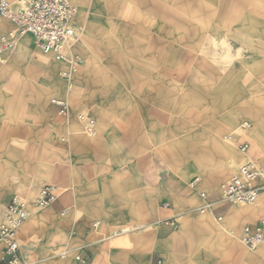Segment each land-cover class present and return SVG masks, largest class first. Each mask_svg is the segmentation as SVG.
<instances>
[{"label":"rangeland","instance_id":"374dc122","mask_svg":"<svg viewBox=\"0 0 264 264\" xmlns=\"http://www.w3.org/2000/svg\"><path fill=\"white\" fill-rule=\"evenodd\" d=\"M74 3L79 9L75 22L80 40L85 28L81 51H74L84 57L86 76L77 79L73 89L68 90L59 79L57 66H51L52 78L67 89L64 100L72 112L70 120L62 118L58 106L51 102L54 92L38 104L36 88H46L49 82L32 64L41 58L53 60L35 51L29 39L20 41H26L25 49H16L5 63H0V88L8 95L12 114L0 117V219L3 206L15 194L33 204L34 182L56 184L65 194L71 192L67 191L71 186L57 182V177L62 174L61 169L70 171L72 165L80 164L81 170L89 168V157L69 159L74 148L80 154L84 152V140L91 143L101 137L100 150L108 157L103 161L104 169L113 168L112 152L107 151L106 145L108 148L122 141L120 136L109 137L111 132L118 135L124 130L112 127L113 121L122 119L139 122L136 140L130 136L123 143L139 149L138 163L143 166L146 180L162 188L160 199L154 201L158 210L175 209L177 200L182 204L176 210L177 218L198 211L188 207L190 195L177 184L172 186L182 170L192 173L189 182L192 178L194 182L222 180L216 184V192L207 188L203 191L217 206L222 202L221 186L243 163H239L238 143H247L251 160L264 167V0ZM0 19L9 25L0 30L1 35L12 26ZM15 60L31 69V79L12 65ZM78 114L95 119L96 137L84 132ZM247 120L250 127L238 130ZM231 136L237 142L230 140ZM73 137L75 147L70 145ZM136 162H124L118 168ZM192 194L201 200L198 191ZM149 200L146 198V204ZM214 222L218 224L215 219ZM157 224L154 220L151 224L109 225L104 232L107 226L97 221L88 228H97L99 241L127 248L136 242L122 243V238L146 232ZM247 224L241 225L240 237ZM126 226L134 229L112 236ZM213 226H193L188 237L192 239L188 254L191 264H263V256L254 262L247 252L256 249L253 253H263L264 242L248 248L238 241L245 255L239 253V247L231 249L223 242L211 229Z\"/></svg>","mask_w":264,"mask_h":264},{"label":"crops","instance_id":"0c3cea01","mask_svg":"<svg viewBox=\"0 0 264 264\" xmlns=\"http://www.w3.org/2000/svg\"><path fill=\"white\" fill-rule=\"evenodd\" d=\"M78 14L79 12L76 15V20ZM9 23L12 29L8 32L14 29V25L11 22ZM8 27V23L0 19V30ZM84 35L85 28L83 27L82 40L74 46V49L78 52L81 51L80 49L83 46ZM23 39H29L31 47L37 51L34 48L32 39L29 36H25L20 37L16 41L15 47L10 55L16 49L17 51H21L26 48V41L20 42ZM51 59L53 61L41 58V60L39 59V61L32 64L33 68L38 73L40 72V74L46 76L49 82L48 88H36L38 89V92H36L38 104H41L53 92L54 96L51 102L55 99L64 100V93L67 92V89H73L76 80L86 76H76L72 81L73 85L71 89L68 88L67 82L59 76V79L67 85L65 91V87H62L59 82L55 81L51 73V66L55 65L57 66L59 75L61 64L53 58ZM12 65L21 68V74L23 72L24 76L31 79L29 76L31 75L30 68L22 67L18 60L12 62ZM37 72L33 71L32 75L36 76L35 74ZM84 83L88 87L89 82L87 79H85ZM8 99V95L0 88V117L8 118L12 115L8 108ZM72 101L75 100L72 99ZM71 114L72 112L69 108V116L67 119H71ZM122 120L117 123L113 121L112 127H120L126 131L123 130L118 135L113 132L109 133V137L120 136L122 141H120V144H110L108 148L106 145L107 151L110 149V152H112L110 154V160L114 164L113 168L104 169L103 161L107 160L108 157L100 150L102 149L101 145L103 143L101 137L98 141L91 143L84 140V152L80 154V151L74 148L73 157L69 159L81 160V158L87 159L89 157V161L94 165L89 163V168L87 167L85 170L80 169V164L72 165L70 171L68 169H61L60 172L62 171V174H58L57 182L65 185L69 184L71 188L67 189V191L71 192L65 194L61 186L51 184L60 188L62 194L59 200L55 204L42 210L34 208L33 205L30 206V217L18 233L21 256L25 264H155L158 259H162L164 264H191V260L188 258V254L192 248V244L189 242L192 239L190 240L188 238L189 233L194 230L193 226L205 227L211 224L214 225L211 229L218 233L217 235L222 238L223 242H227L231 249L239 247V253L246 255V251L238 242L241 241L240 227L243 223H249L245 226L251 224L250 226L264 227V193L261 194L257 203L250 206H230L223 203V201L218 204L219 206H214L213 201L203 199L201 194H206V192H203L205 188L216 192L218 190L216 184L222 180L210 178L204 180V182H199V180L194 182L192 178L189 182L188 180L192 176V173H187L186 170L185 173L182 170V175L177 181L172 182V186L176 187L177 184L185 193L190 195L187 205L188 207L197 208L198 213L194 212V215L177 218L176 210L182 206L178 200L175 209L166 207L162 211H159L154 201L160 199L162 188H160L159 184L155 185L146 180L143 166L141 163H138L140 159L139 149L129 147V143H123V139L129 140L130 136L134 141L136 140V134L138 133L140 124L137 121ZM118 124L119 126H117ZM104 134L106 135L105 129ZM74 139L75 137L70 142L72 147H75L73 144ZM238 152L240 155L239 163H242L246 158L251 159L248 153L244 155L239 149ZM129 161L137 162L123 169L118 168L122 163ZM262 168L264 169L263 166ZM45 184L49 183L34 182L31 184V191L34 198L39 188ZM208 184L211 186H208ZM195 191H198L201 200L193 196L192 193ZM146 198L148 200L151 198L147 204ZM7 204L2 208L1 217H3L4 208ZM215 213L218 214V217H216ZM164 219H175L177 227L174 228L166 225L162 221ZM214 219L218 224L214 222ZM154 220L158 224L152 226L150 230L128 234L126 238H122V243L124 241L136 242V244H132L131 247L127 248L124 246L116 248L112 242L99 241L100 233L96 230L97 228L95 230H89L88 228L93 222L98 221L107 226L104 227V232H106L109 225L151 224ZM133 229L132 226H126L118 232L113 233L112 236L122 235ZM2 247L0 244V256ZM249 251L252 252L251 250ZM261 251L263 253L257 254L252 252L253 254H251L247 252V254L250 259L254 258L253 260L256 262L257 257H264V247ZM77 255L81 256L82 261L76 260ZM261 262L264 264V258Z\"/></svg>","mask_w":264,"mask_h":264},{"label":"built area","instance_id":"2783aa9c","mask_svg":"<svg viewBox=\"0 0 264 264\" xmlns=\"http://www.w3.org/2000/svg\"><path fill=\"white\" fill-rule=\"evenodd\" d=\"M78 8L74 0H0V16L14 25V29L0 36V63H5L20 37L29 36L34 48L41 54L53 58L61 64L59 75L68 82L85 75L86 62L74 51L80 41V34L75 19ZM58 106L62 117L69 116L67 102H53ZM78 120L84 124V132L89 137L97 135L96 121L84 114ZM250 127L249 121H243L238 130ZM230 140L237 142L233 136ZM242 152H248L249 145L238 143ZM264 193V169L251 159L243 162L237 173L221 188L223 203L236 206L253 204ZM62 192L56 185L41 186L34 198L33 206L42 210L57 202ZM201 197L207 200L205 193ZM32 204L21 196L15 195L4 208L0 220V244L3 246L0 264H25L21 256L18 233L29 217ZM165 224L177 227L175 219H168ZM98 224H94L97 227ZM241 241L248 248H255L264 242L263 226H245ZM82 261L81 256H76ZM155 264H164L158 259Z\"/></svg>","mask_w":264,"mask_h":264},{"label":"bare ground","instance_id":"6f19581e","mask_svg":"<svg viewBox=\"0 0 264 264\" xmlns=\"http://www.w3.org/2000/svg\"><path fill=\"white\" fill-rule=\"evenodd\" d=\"M60 76V75H59ZM62 78V77H61ZM63 79V78H62ZM63 80H65V79H63ZM66 82H67V84H68V88L69 89H71L72 88V85H73V83L72 82H68L67 80H65ZM52 102H65L64 100H57V99H55V100H53ZM68 105V104H67ZM69 108V107H68ZM81 122V121H80ZM240 150V149H239ZM240 152L242 153V154H244V155H247V153L248 152H242L241 150H240ZM249 158H246L245 160H248ZM245 160L243 161V162H245ZM222 187V186H221ZM261 196V195H260ZM260 196H259V198L256 200V202H254L253 204H255V203H257L258 201H259V199H260ZM253 204H249V205H246V204H242V205H236V206H250V205H253ZM33 205V204H32ZM29 217H30V212H29ZM28 217V218H29ZM27 221V220H26ZM21 229V228H20ZM242 233V232H241ZM240 239H241V237H240Z\"/></svg>","mask_w":264,"mask_h":264}]
</instances>
